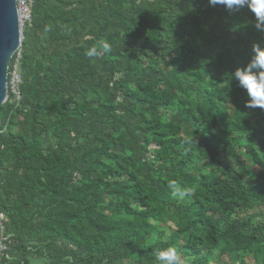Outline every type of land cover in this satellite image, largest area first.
Wrapping results in <instances>:
<instances>
[{
	"label": "trees",
	"instance_id": "obj_1",
	"mask_svg": "<svg viewBox=\"0 0 264 264\" xmlns=\"http://www.w3.org/2000/svg\"><path fill=\"white\" fill-rule=\"evenodd\" d=\"M254 23L208 0H33L20 99L0 108V263L174 247L181 264H264V109L230 75L264 47Z\"/></svg>",
	"mask_w": 264,
	"mask_h": 264
},
{
	"label": "clouds",
	"instance_id": "obj_2",
	"mask_svg": "<svg viewBox=\"0 0 264 264\" xmlns=\"http://www.w3.org/2000/svg\"><path fill=\"white\" fill-rule=\"evenodd\" d=\"M210 6L223 5L229 12L247 7L255 18L254 28L264 33V0H208ZM253 54L244 67L231 72V78L247 95L246 107L264 109V47L254 44ZM111 52V45L101 41L86 51L89 57ZM173 189L175 185L173 184ZM156 264H181L174 247L160 249L155 253Z\"/></svg>",
	"mask_w": 264,
	"mask_h": 264
},
{
	"label": "water",
	"instance_id": "obj_3",
	"mask_svg": "<svg viewBox=\"0 0 264 264\" xmlns=\"http://www.w3.org/2000/svg\"><path fill=\"white\" fill-rule=\"evenodd\" d=\"M16 0H0V108L8 96L7 73L9 62L21 47Z\"/></svg>",
	"mask_w": 264,
	"mask_h": 264
},
{
	"label": "built area",
	"instance_id": "obj_4",
	"mask_svg": "<svg viewBox=\"0 0 264 264\" xmlns=\"http://www.w3.org/2000/svg\"><path fill=\"white\" fill-rule=\"evenodd\" d=\"M33 0H16V9L18 15V21L20 25L21 32L25 26L30 21V13ZM20 54L19 50L15 53L14 62L12 64V69L10 72L9 78L7 77V87H8V98L11 96V100L19 101V85L20 77L18 74V65H19ZM5 101V102H6ZM7 238L4 235V216L0 214V255H3L6 251V242ZM2 264V263H0Z\"/></svg>",
	"mask_w": 264,
	"mask_h": 264
},
{
	"label": "rangeland",
	"instance_id": "obj_5",
	"mask_svg": "<svg viewBox=\"0 0 264 264\" xmlns=\"http://www.w3.org/2000/svg\"><path fill=\"white\" fill-rule=\"evenodd\" d=\"M37 262H40V261H37ZM37 262L34 261L33 263H37Z\"/></svg>",
	"mask_w": 264,
	"mask_h": 264
}]
</instances>
